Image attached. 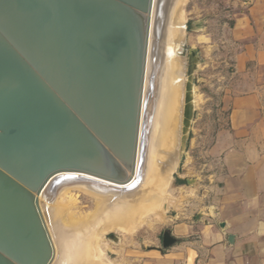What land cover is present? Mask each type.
<instances>
[{
    "label": "water",
    "instance_id": "1",
    "mask_svg": "<svg viewBox=\"0 0 264 264\" xmlns=\"http://www.w3.org/2000/svg\"><path fill=\"white\" fill-rule=\"evenodd\" d=\"M169 2L155 9L152 66ZM153 9L154 0H0V264L51 263L38 204L49 185L75 174L122 182L117 162L134 172ZM199 65L192 47L178 160L187 157ZM177 242L165 229L160 249Z\"/></svg>",
    "mask_w": 264,
    "mask_h": 264
},
{
    "label": "crops",
    "instance_id": "2",
    "mask_svg": "<svg viewBox=\"0 0 264 264\" xmlns=\"http://www.w3.org/2000/svg\"><path fill=\"white\" fill-rule=\"evenodd\" d=\"M229 35L232 70L219 93L226 118L209 138L194 120L172 174L171 185L185 183L172 186L161 226L178 242L161 250L141 235L110 249L115 264H264V0L236 13Z\"/></svg>",
    "mask_w": 264,
    "mask_h": 264
},
{
    "label": "rangeland",
    "instance_id": "3",
    "mask_svg": "<svg viewBox=\"0 0 264 264\" xmlns=\"http://www.w3.org/2000/svg\"><path fill=\"white\" fill-rule=\"evenodd\" d=\"M251 2L252 0H187L183 6L185 25V30L183 32L185 39L183 61L178 60L173 54H169L167 58V52L164 53L166 50L165 46L163 48V58L167 59V61L169 59L173 61L178 60L181 64V69L185 70L182 73V70L180 72L178 71V73L182 74V77L177 80L178 83L182 81L184 88L186 80V56L190 48L193 47L196 49L200 65L198 70L194 73L193 80L195 85L193 97L194 102H197L195 120L197 118V122L200 120L201 133L204 134L205 132L208 138L212 136L217 125L226 118V113L220 111L219 93L222 92V89L227 85L232 70L233 46L230 43L229 32L233 25V17L236 13L244 11ZM161 51L162 50L159 52L160 56ZM213 92L217 93L215 94ZM203 96L204 99L202 98ZM165 131L162 140L160 139L161 145L158 144L156 146L157 149L155 151L154 159V164L156 163V165L162 160L164 154L166 156L169 155V148L163 146V144L164 142H167L170 130L166 129ZM156 136L157 128H155V137ZM178 145L180 146V138ZM179 146H177L176 153L178 152L177 150ZM176 156H178V153ZM175 170H173V172H175ZM172 174L167 191V196H169L171 202L170 204L173 202L171 185ZM79 190L71 189L67 191L65 194L66 200L64 199L66 204L63 202L59 203L57 199L58 196H55L48 201L43 197L40 198L44 217H46V220L48 219L47 224L50 235H52V238H54L55 241L54 243L57 245L58 249H60L61 264H98L99 261H101L102 264H115V256L109 253L110 249L122 246V242L129 245V242L140 238L141 235L147 236L149 242L151 241L153 244L161 247L159 243V240L161 239L160 233L163 229L161 224L164 221L170 205L161 213V215H150L148 217L151 225L142 224L131 234H128L117 228V220L115 218L109 217L111 214L110 210L114 205L112 201L109 199H98L97 201L95 198L98 197H95L94 194V196L91 195L93 192L90 193L89 191H86L85 193L83 189L81 192ZM87 193L90 194L88 195ZM66 201L69 202L67 203ZM124 226L121 225L120 227ZM110 234L119 238L118 245H114L117 241L110 242L108 240ZM75 236L80 242H83V239H86L87 241H84L85 244L82 242V244H80L79 242H76L77 240ZM83 236L85 238L81 239ZM70 238H73L74 241ZM71 241L72 243H78L82 248L79 247L78 244H75V246L72 244L73 246L70 247ZM72 247H76L74 248V251L78 252V255L74 253L73 257ZM77 247H79V249L81 248L80 251ZM70 248H72V250ZM97 249L102 256H100L101 254L99 255Z\"/></svg>",
    "mask_w": 264,
    "mask_h": 264
},
{
    "label": "bare ground",
    "instance_id": "4",
    "mask_svg": "<svg viewBox=\"0 0 264 264\" xmlns=\"http://www.w3.org/2000/svg\"><path fill=\"white\" fill-rule=\"evenodd\" d=\"M159 1L160 0H154V9L151 15L135 170L131 174L130 168L128 166L122 164L121 162H117L120 171V177L124 179L122 182H114L87 174H75L79 176L78 179L65 182L55 187L49 185L38 196L39 210L53 248V257L50 264H61V253L60 249H58L57 245L54 243V238H52V235H50L47 224L48 219L46 220V217H44L40 204L41 197L45 198L48 201L55 196H58V202L65 203V194L68 190L81 189L79 190L81 192L83 189L85 193L86 191H89L90 193L93 192L91 195L94 194L95 197H98L95 198L97 199V201L98 199H109L114 203L113 207L110 210L111 214L109 217L115 218L117 220V228L127 232L128 234H131L142 224L151 225L148 217L150 215H161V213L164 212L171 203L169 200V196H167V191L171 180V174L173 170H175V166L177 164L178 156H176V154L178 152L176 153V149L177 146H179L178 143L182 126L181 122L185 96V88L183 87V83L182 81L178 83L177 80L182 77L181 73L185 71L184 69H181V64L178 62V60L184 59L183 50L185 39L183 36V32L185 30V25L183 6L187 2V0H170V2L168 3L167 10L165 12L166 29L163 35V41L160 44L161 47L159 48V52L160 50H162L161 56L159 53L160 58H158L156 66H152V49L155 45L154 16L155 9ZM164 46L166 49L164 53L167 52L166 57L168 58L169 54H173L174 57H177V61H173L170 59L167 61V59L163 58ZM153 71L155 75L153 81L154 91L152 96H149V82L151 79L150 76ZM178 71H181V73H178ZM144 101H146L145 106H143ZM155 128H157L156 137ZM166 129L170 130L169 138L167 139V142H164V144H162L163 146H167L169 148V155L166 156L164 154L162 160L156 165V163L154 164L155 151L157 149L156 146L160 144V141L162 140V136H164V132H166ZM142 132H145V146L142 154V166L138 169V159L140 157V154L142 153L140 150ZM138 176L140 177L139 182H137L136 186L131 188L130 186L138 178ZM90 193L87 194L89 195ZM122 222L125 223L123 224ZM121 225L125 226L120 227ZM73 238L70 239L74 241ZM83 238L85 237L83 236L81 239ZM76 240V242L82 244L86 239H83V242L81 241L82 243L78 241L77 237ZM72 241L71 244L69 243L70 247L73 246L72 244H74V246L75 244H78L75 242L72 243ZM79 247L82 248V246L80 245ZM79 247L77 248L79 249ZM72 248L70 249L72 250ZM74 248L72 257L74 253H78L77 251H74ZM97 251L99 252L98 249ZM100 254L101 253L99 252V255ZM100 256H102V254ZM100 263L101 261H99L98 264Z\"/></svg>",
    "mask_w": 264,
    "mask_h": 264
},
{
    "label": "trees",
    "instance_id": "5",
    "mask_svg": "<svg viewBox=\"0 0 264 264\" xmlns=\"http://www.w3.org/2000/svg\"><path fill=\"white\" fill-rule=\"evenodd\" d=\"M182 183H185L184 181H181V180H178V179H175V181L172 183V186L174 185V186H176V185H180V184H182ZM162 233H163V231H161V233H160V238H161V236H162Z\"/></svg>",
    "mask_w": 264,
    "mask_h": 264
}]
</instances>
